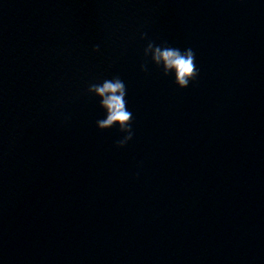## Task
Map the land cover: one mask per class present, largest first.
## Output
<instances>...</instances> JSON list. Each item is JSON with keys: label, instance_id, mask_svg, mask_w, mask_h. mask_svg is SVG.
Segmentation results:
<instances>
[{"label": "clouds", "instance_id": "obj_1", "mask_svg": "<svg viewBox=\"0 0 264 264\" xmlns=\"http://www.w3.org/2000/svg\"><path fill=\"white\" fill-rule=\"evenodd\" d=\"M146 33L142 39L146 38ZM99 51V45L93 48ZM144 56H150L151 62L158 68H162L163 74L168 76L174 74V82L179 88L189 86V82L198 76L195 63V53L191 48L181 51L179 48L170 47L167 44L156 45L149 41L144 48ZM142 71H147V64L141 65ZM88 93L94 94L100 99V107L106 112V117L97 121L100 130L110 129L118 126L120 132L126 133L123 139L116 141L117 147H124L133 138L132 113L127 108V89L125 83L119 77L106 79L102 83L90 84Z\"/></svg>", "mask_w": 264, "mask_h": 264}]
</instances>
